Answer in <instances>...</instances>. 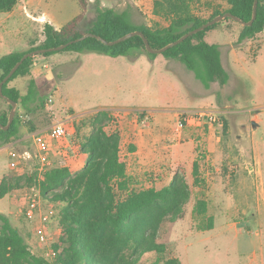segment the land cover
<instances>
[{"label":"rangeland","instance_id":"374dc122","mask_svg":"<svg viewBox=\"0 0 264 264\" xmlns=\"http://www.w3.org/2000/svg\"><path fill=\"white\" fill-rule=\"evenodd\" d=\"M99 2L127 11L136 25H167L152 13V0ZM206 2L193 4L204 18L212 10ZM212 6L223 10L227 0H214ZM12 11V15L0 13V59L44 41L37 17L45 15L58 30L80 8L76 0H19ZM94 17L91 6L80 28L90 27ZM241 28L237 22L222 20L207 33L206 41L219 46L229 76L225 86L214 83L208 89L181 63L162 55L155 59L143 52L117 57L93 52L36 56L31 75L10 83L27 94L33 81L37 101L29 113L17 104L20 135L8 145L0 143V182L37 169L39 150L32 135L55 124L64 126L65 135L52 143L48 155L52 166L77 173L86 160L79 143L90 132L82 123L99 110H110L113 120L105 130L120 133L129 190H160L179 173L191 193L180 219L159 229L157 241L168 246V253L146 254L139 264H164L170 256L180 264H264V30L239 43ZM7 105L0 97V112L6 109V117ZM201 114L209 118L202 120ZM178 118L184 121L179 133ZM130 146L145 152L134 156ZM197 159L198 185L192 176ZM198 199L206 201L204 216L195 213ZM60 207L27 187L0 199V213L8 216L30 251L51 263H55L52 246L62 232ZM209 217L211 230L205 228Z\"/></svg>","mask_w":264,"mask_h":264},{"label":"trees","instance_id":"16d2710c","mask_svg":"<svg viewBox=\"0 0 264 264\" xmlns=\"http://www.w3.org/2000/svg\"><path fill=\"white\" fill-rule=\"evenodd\" d=\"M80 12L59 30L49 23L43 26L44 41L27 51L16 52L0 59V81L26 54L35 50L51 49L93 34L106 42H113L129 33H143L153 50H160L175 42L188 32L197 29L213 18L230 13L243 22L252 20L254 0H227V7L212 6L208 18L196 14L193 4L200 0H152V13L167 22L166 26L155 24L136 25L127 11L103 7L99 0H76ZM211 1V2H210ZM19 0H0V13L10 12ZM93 8L95 17L87 29H81L86 12ZM225 20H230L229 18ZM233 21V20H232ZM214 24L200 31L182 43L167 49L161 55L165 59L181 63L191 71L204 88L217 83L225 86L229 76L221 62L219 46L206 41L207 33ZM264 30V0H258L255 19L250 26H242L237 41L239 43L254 38ZM93 52L111 57L146 53L150 59L157 55L145 51L139 36L131 37L116 45H106L89 37L69 45L64 50L40 54L48 57L59 53ZM39 56V55H37ZM36 56L27 58L2 86L3 95L19 104L28 113L37 101L34 82L31 81L27 94L11 87V82L31 75ZM41 101V106H43ZM11 110V106L7 105ZM1 116V115H0ZM110 110H99L85 120L89 134L82 136L79 149L86 156L83 168L72 174L66 167L51 166L40 173L37 169L29 175L15 178L3 177L0 182V199L14 191L27 188L38 190L42 200L60 204L58 214L62 232L52 246L54 262L51 263L30 251L19 230L8 216L0 213V264H139L146 254L165 255L168 246L157 241L162 224L175 223L183 214L191 193L185 178L175 173L170 183L160 190H129L130 177L127 164L120 152L119 131L107 132L105 128L112 122ZM8 117H0V125L5 127ZM21 121L16 113L7 130L0 128V143L8 144L19 136ZM30 131H34L31 127ZM35 132V131H34ZM133 150V148H131ZM194 184H200L199 159L192 164ZM202 182V180H201ZM119 195H123L120 198ZM195 213L204 216L207 204L204 199L195 203ZM206 229L213 228L212 218H206ZM60 251V252H59ZM164 264H180L169 257Z\"/></svg>","mask_w":264,"mask_h":264},{"label":"water","instance_id":"95a60500","mask_svg":"<svg viewBox=\"0 0 264 264\" xmlns=\"http://www.w3.org/2000/svg\"><path fill=\"white\" fill-rule=\"evenodd\" d=\"M257 2L258 0H254V4H253V13H252V20L249 21V22H243L242 20H240L239 18L233 16L232 14L230 13H225L223 15H220V16H217L215 18H213L212 20L208 21L207 23H205L204 25H202L201 27L197 28V29H194L190 32H188L187 34L183 35L181 38H179L178 40H176L175 42L167 45L166 47L160 49V50H153L147 39L144 37L143 33L139 32V31H136V32H132V33H129L113 42H106L105 40L101 39L100 37L98 36H95L93 34H85L84 36H82L81 38L79 39H76L74 41H71L67 44H64V45H61V46H58V47H55V48H51V49H43V50H35V51H32V52H29V53H26L16 64L15 66L10 70V72L1 80L0 82V97L3 98L10 106H11V110H10V113H9V116H8V122H7V125L5 127H2L0 125V128H2L3 130H7L13 119H14V116H15V113H16V108H17V104L15 102H13L12 100L6 98L3 93H2V86L7 82L8 79L11 78V76L14 74V72L19 68V66L22 64V62L24 60H26L27 58H30V57H33V56H37V55H40V54H45L47 52H57V51H61V50H64L66 47H68L69 45H72L74 43H77V42H80L86 38H89V37H93V38H96L98 40H100L102 43L106 44V45H116V44H119L131 37H134V36H139L141 37L143 43H144V47H145V51L149 54H155V55H161L163 52H165L167 49L171 48V47H174L180 43H182L184 40H186L187 38H189L190 36L200 32V31H203L205 30L206 28L214 25V24H217L219 22H221L222 20H225L227 18L233 20L234 22H237L238 24H240L241 26H250L253 22V20L255 19V15H256V8H257ZM253 125H255V122H253Z\"/></svg>","mask_w":264,"mask_h":264},{"label":"built area","instance_id":"2783aa9c","mask_svg":"<svg viewBox=\"0 0 264 264\" xmlns=\"http://www.w3.org/2000/svg\"><path fill=\"white\" fill-rule=\"evenodd\" d=\"M202 120H207L208 115L201 114ZM184 126V121L182 118H178L176 122V132H181ZM65 135V128L62 124H55L48 130L42 133H36L33 136L32 140L36 145V148L39 150V161L37 171L42 173L49 169L52 166V162L49 159V151L51 150L52 143L60 140Z\"/></svg>","mask_w":264,"mask_h":264},{"label":"crops","instance_id":"0c3cea01","mask_svg":"<svg viewBox=\"0 0 264 264\" xmlns=\"http://www.w3.org/2000/svg\"><path fill=\"white\" fill-rule=\"evenodd\" d=\"M13 10V9H12ZM10 11L9 13H10V15H12L13 14V11ZM8 13V12H7ZM38 18V20L39 21H42V22H38V23H40V24H42L43 26H44V24L45 23H47L48 22V20H47V18H46V16L44 15V17H37ZM34 20H37V19H34ZM49 23V22H48ZM55 29V28H54ZM59 30V29H58ZM11 87H14V86H12L11 85ZM6 104H7V102H6ZM6 111V109H3L2 110V112H0V117H2L3 116V114H4V112ZM139 133H140V131H139ZM19 135H20V132H19ZM139 135V134H138ZM8 145V144H7ZM140 145V147H141V142L139 143V141H138V146ZM131 148H133V150H131ZM129 151L130 152H133V153H131V154H133L134 156H136L137 154L139 155V153L140 152H145V150L143 149V151L141 150V148H136L135 146H130V148H129ZM82 156L84 157V159H86V156L84 155V154H82ZM139 157V156H138ZM86 160H84V162H85ZM11 165H13V164H11Z\"/></svg>","mask_w":264,"mask_h":264}]
</instances>
